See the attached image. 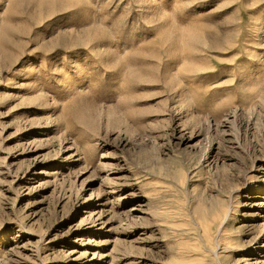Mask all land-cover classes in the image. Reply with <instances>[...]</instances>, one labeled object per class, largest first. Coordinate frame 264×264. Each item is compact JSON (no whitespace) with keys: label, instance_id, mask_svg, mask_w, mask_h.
<instances>
[{"label":"rangeland","instance_id":"rangeland-1","mask_svg":"<svg viewBox=\"0 0 264 264\" xmlns=\"http://www.w3.org/2000/svg\"><path fill=\"white\" fill-rule=\"evenodd\" d=\"M0 264H264V0H0Z\"/></svg>","mask_w":264,"mask_h":264},{"label":"bare ground","instance_id":"bare-ground-1","mask_svg":"<svg viewBox=\"0 0 264 264\" xmlns=\"http://www.w3.org/2000/svg\"><path fill=\"white\" fill-rule=\"evenodd\" d=\"M80 212V211H79ZM86 220H84V222H85ZM93 224L95 223V222H92Z\"/></svg>","mask_w":264,"mask_h":264}]
</instances>
